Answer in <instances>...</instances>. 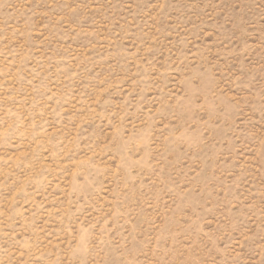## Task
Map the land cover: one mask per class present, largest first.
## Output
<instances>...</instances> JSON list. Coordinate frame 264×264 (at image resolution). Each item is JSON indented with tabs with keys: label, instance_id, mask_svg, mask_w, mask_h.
<instances>
[{
	"label": "rangeland",
	"instance_id": "obj_1",
	"mask_svg": "<svg viewBox=\"0 0 264 264\" xmlns=\"http://www.w3.org/2000/svg\"><path fill=\"white\" fill-rule=\"evenodd\" d=\"M0 264H264V0H0Z\"/></svg>",
	"mask_w": 264,
	"mask_h": 264
}]
</instances>
